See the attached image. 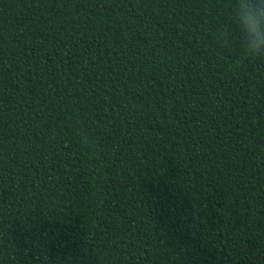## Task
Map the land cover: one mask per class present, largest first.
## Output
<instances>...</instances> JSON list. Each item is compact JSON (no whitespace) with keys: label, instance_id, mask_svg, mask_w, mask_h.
Masks as SVG:
<instances>
[{"label":"trees","instance_id":"obj_1","mask_svg":"<svg viewBox=\"0 0 264 264\" xmlns=\"http://www.w3.org/2000/svg\"><path fill=\"white\" fill-rule=\"evenodd\" d=\"M234 4L0 0V264H264Z\"/></svg>","mask_w":264,"mask_h":264},{"label":"clouds","instance_id":"obj_2","mask_svg":"<svg viewBox=\"0 0 264 264\" xmlns=\"http://www.w3.org/2000/svg\"><path fill=\"white\" fill-rule=\"evenodd\" d=\"M232 11L241 32V56L264 60V0H235ZM216 39L223 46L230 42L231 34L222 27L216 30Z\"/></svg>","mask_w":264,"mask_h":264}]
</instances>
